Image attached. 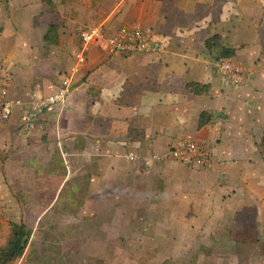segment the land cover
I'll return each instance as SVG.
<instances>
[{"label": "crops", "instance_id": "0c3cea01", "mask_svg": "<svg viewBox=\"0 0 264 264\" xmlns=\"http://www.w3.org/2000/svg\"><path fill=\"white\" fill-rule=\"evenodd\" d=\"M16 3L29 12L39 7L32 17L40 20L31 19L13 45L49 55L24 71L11 65L8 97L53 94L69 75L73 90L30 128L18 109L8 119L0 114V215H9L1 225L28 227L31 211L42 217L57 208L98 232L124 208H150L167 210L178 225L215 226L239 216L243 197L263 211L264 0H9V13ZM50 23L61 25L57 46L43 42ZM122 26L140 28L159 50L124 56L90 45L70 74L83 31L111 35ZM213 36L233 50L231 58L205 49ZM225 60L248 75L244 85L225 82ZM189 84L208 90L197 96ZM4 88L0 71V103ZM201 114L210 120L200 127ZM180 139L204 144L214 166L168 168L163 161ZM79 209L88 217H76ZM20 210L24 218L12 213Z\"/></svg>", "mask_w": 264, "mask_h": 264}, {"label": "rangeland", "instance_id": "374dc122", "mask_svg": "<svg viewBox=\"0 0 264 264\" xmlns=\"http://www.w3.org/2000/svg\"><path fill=\"white\" fill-rule=\"evenodd\" d=\"M8 2L0 0V71L6 69L13 76L11 65L24 71L49 53L13 45L15 39H25L31 19L36 26L40 19L32 15L39 7L29 12L16 3L9 13ZM163 163L175 172L184 169L174 160ZM240 201L244 208L234 221L225 219L223 224L205 227L171 223L167 210L124 208L117 212L115 222L97 226L102 230L97 232L87 222L64 219L69 215L57 208L42 217L40 211H28L26 220L33 234L26 254L15 264H264V209L259 210L251 198ZM12 213L24 218L23 210ZM84 213L79 209L74 215L88 217ZM7 217L0 215L1 220Z\"/></svg>", "mask_w": 264, "mask_h": 264}, {"label": "built area", "instance_id": "2783aa9c", "mask_svg": "<svg viewBox=\"0 0 264 264\" xmlns=\"http://www.w3.org/2000/svg\"><path fill=\"white\" fill-rule=\"evenodd\" d=\"M90 45H96L101 51L124 56L146 55L159 50V44L140 28L122 26L115 33L106 35L101 28L92 27L81 33V46L75 55L76 65L71 68V75L77 73L85 63V55ZM219 71L225 82L234 87H240L248 80V75L230 60L222 61ZM1 73L5 88L2 91L3 100L0 103V114L4 119H8L12 112L18 109L24 126L27 128H30L41 116L52 112L56 106L63 105L73 90V83L69 75L60 81L59 87L53 94L38 96L36 93H32L27 100L10 98L7 94L13 77L6 69H2ZM167 157L189 167L210 169L214 166V159L209 149L202 143L188 139L176 141ZM153 159H157V157H153ZM146 164H148L147 161Z\"/></svg>", "mask_w": 264, "mask_h": 264}, {"label": "trees", "instance_id": "16d2710c", "mask_svg": "<svg viewBox=\"0 0 264 264\" xmlns=\"http://www.w3.org/2000/svg\"><path fill=\"white\" fill-rule=\"evenodd\" d=\"M48 5H52L50 1H46ZM60 24L50 23L43 36L45 46H57L59 43ZM218 48L221 58L229 59L234 55L233 50L222 45V39L219 36H213L206 40L205 49L212 50ZM188 90L194 95L200 96L205 94L208 86L199 84L187 85ZM210 116L206 114L200 115L199 126H203L209 122ZM31 230L23 223H14L10 221L7 225L0 224V264H15L20 260L29 246Z\"/></svg>", "mask_w": 264, "mask_h": 264}]
</instances>
